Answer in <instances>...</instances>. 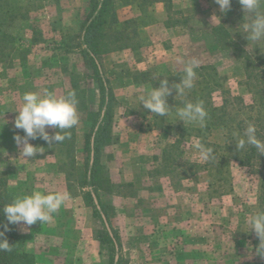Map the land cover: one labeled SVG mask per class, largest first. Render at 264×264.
Returning <instances> with one entry per match:
<instances>
[{"label": "rangeland", "instance_id": "obj_1", "mask_svg": "<svg viewBox=\"0 0 264 264\" xmlns=\"http://www.w3.org/2000/svg\"><path fill=\"white\" fill-rule=\"evenodd\" d=\"M192 12L191 9L143 14L136 3L116 4L120 29L134 20L137 36L101 58L113 92L111 142L101 148V183L98 195L109 215V236L91 204L83 200L82 167L93 114L98 108L96 82L87 74L78 38L81 23L90 11V0H0V174L13 199L40 190L45 194L67 190L71 199L48 223L16 224L21 249L32 256L31 264H264L255 254V233L244 228L246 214L264 209L259 200L260 174L230 159L223 174L215 168L193 173L188 163L203 164L192 145L197 141L224 144V130L175 122L169 116H152L138 105L140 90L154 86L151 80L183 71L192 59L214 66L233 95L252 103V95L239 82L243 70L229 50L217 47L210 32L222 23L251 54L264 43H248L241 31L245 12L239 0L230 9ZM219 17V21L212 16ZM149 24V25H148ZM143 26L160 29L159 40L144 34ZM167 29V30H166ZM141 73H147L142 77ZM75 78L79 124L67 130L62 143L30 140L42 151L20 157L21 145L14 134L24 135L13 121L25 92L44 90L65 95ZM150 79V80H149ZM155 87V86H154ZM215 103L220 102L214 94ZM175 99V98H174ZM49 135L58 129L46 128ZM172 145V147H170ZM6 153V155L4 154ZM232 157V154H230Z\"/></svg>", "mask_w": 264, "mask_h": 264}, {"label": "trees", "instance_id": "obj_2", "mask_svg": "<svg viewBox=\"0 0 264 264\" xmlns=\"http://www.w3.org/2000/svg\"><path fill=\"white\" fill-rule=\"evenodd\" d=\"M129 5L136 3L139 10L145 14L149 8L156 3H163L166 11L172 10V0H90V11L81 23L78 38V47L81 52L82 61L90 67L91 74L86 77L92 78L98 89V108L93 114L91 130L87 137L85 150L86 160L82 167V187H90L83 193V200L91 204L94 213L101 219L104 231L99 233L108 241L112 242L108 229L110 228L114 237L117 235L109 222V215L105 205L101 202L98 190L101 183L97 179L100 172L101 148L111 142V102L113 92L106 77L101 58L115 50L122 48L129 35L137 36L135 21L124 20L120 29L114 26L119 22L115 9L116 4ZM214 44L223 50H229L234 58L240 62L243 70V79L239 84L252 95V103H245L240 95H233L224 85L226 77L221 76L217 69L211 65H199L196 69L197 81L195 87L188 94L172 98L175 106H183V101L203 102L208 112L206 126L200 131L210 132L213 128L224 130V144L211 143L207 140L201 141L206 146L216 151V161L203 164L188 163L193 168V173L215 168L223 174L224 168L229 165L230 159L237 161L242 166L254 169L260 174V195L259 200L264 203V156H258L254 148L249 147L246 151L237 152L232 135L235 132L242 133L248 123L256 124L258 136L264 140V48L256 54L248 53L242 45L234 39L224 24L219 23L210 29ZM145 77L147 73H141ZM183 71L161 79H167L169 85L179 83ZM75 78H72V88L78 94L75 86ZM159 79V80H161ZM150 80V79H149ZM159 80H151L154 86H158ZM175 90L172 91L173 94ZM218 94L219 103L213 100L214 94ZM229 143V144H228ZM172 147V145H170ZM232 154V157H230ZM13 197L8 188L6 178L0 174V209L4 204L10 203ZM7 220L0 211V226L6 224ZM9 231L5 237L11 246V251H0V264H31L32 256L21 249V237L16 225H9ZM3 228L0 227V231Z\"/></svg>", "mask_w": 264, "mask_h": 264}, {"label": "clouds", "instance_id": "obj_3", "mask_svg": "<svg viewBox=\"0 0 264 264\" xmlns=\"http://www.w3.org/2000/svg\"><path fill=\"white\" fill-rule=\"evenodd\" d=\"M219 6L221 14L226 13L231 7V0H214ZM245 12V22L241 26V31L247 33L248 43L260 45L264 43V0H239ZM219 21V17L213 15ZM199 61L192 59L184 64L183 75L179 83L169 85L165 79L159 80L158 86H151L139 91L136 98L138 105L150 110L152 116L161 118L167 117L171 109L167 103V97L175 90V97H185L196 85L198 79L196 69ZM78 99L75 90L68 91L65 95L57 97L47 90L40 92H25L22 96V104L18 110L13 124L16 129L23 131L24 135H13V140L19 145H23L20 150V157H33L42 151L40 147L33 146L30 140L40 138L45 142L55 144L62 143L70 133L67 131L79 124L77 110ZM175 122L182 121L184 124L198 127L206 126L208 112L203 102L183 101V106L177 107L175 111ZM7 121L2 120L0 127ZM46 128L58 129L54 134L49 135ZM235 139L229 140L235 143L236 151H246L249 147L254 148L258 156H264V140L258 136V128L254 123H248L242 133L232 134ZM228 143V144H229ZM193 150L198 154L202 162L216 161V151L214 148L206 146L200 140L192 145ZM6 155V153H4ZM71 199V194L67 191H53L44 193L40 190H33L28 194L17 195L10 203L4 204L3 216L7 223L3 224L0 231V251H11L5 233L9 231V225L23 223L31 226L38 221L41 224L48 223L53 219V214L57 213L61 207ZM244 232L253 231L259 240L255 248V254L264 257V209H257L246 214L244 221Z\"/></svg>", "mask_w": 264, "mask_h": 264}, {"label": "crops", "instance_id": "obj_4", "mask_svg": "<svg viewBox=\"0 0 264 264\" xmlns=\"http://www.w3.org/2000/svg\"><path fill=\"white\" fill-rule=\"evenodd\" d=\"M173 9L174 10H181L185 11L188 9H191L192 12L202 9H208V4L212 7L211 11H214L218 9V7L215 5L214 0H172ZM150 14L156 13L160 15L163 19L166 18V9L163 3H156L154 4L149 12ZM216 23L215 25H217ZM149 25V24H148ZM144 34L148 37H152L153 40H159L162 32L160 29H151L150 26H143ZM167 30V29H166Z\"/></svg>", "mask_w": 264, "mask_h": 264}]
</instances>
